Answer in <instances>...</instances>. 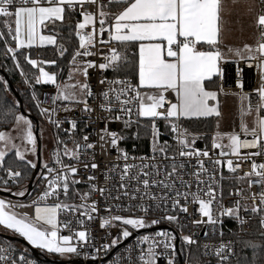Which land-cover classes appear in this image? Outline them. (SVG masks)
<instances>
[{
    "label": "snow or ice",
    "instance_id": "snow-or-ice-1",
    "mask_svg": "<svg viewBox=\"0 0 264 264\" xmlns=\"http://www.w3.org/2000/svg\"><path fill=\"white\" fill-rule=\"evenodd\" d=\"M98 0H0V17L5 18V23L8 25L6 33H0V36L10 38V42L14 46L6 48V54H10V58L15 61V68L20 70L21 76H26L21 64L23 60L34 69H38V74L34 76L36 85H54L57 89V100H63L70 103L83 104L85 112H91L92 109L88 105L87 99L84 97L92 96L93 93L87 82L84 83H67L62 84L57 82L56 74H50L41 66L44 63L54 65L52 61H38L31 57L30 52L18 50H31L37 46L56 45L57 41L53 35H42L41 29L47 28L50 22L53 26L57 21L63 22L67 10L75 11L77 6L80 7V15L83 16V22L78 23L77 28L80 30L88 26H92L90 34H82L77 32L79 36V49L83 51H75L71 57V69L68 73V79H73V73H79L88 77V69L99 67L102 70H107L110 67L113 71H117L121 67L120 61L126 64V58H123L116 51H113L110 56H105L107 63H101L98 66L91 61H78L79 57H89L96 54L92 49L96 44L97 34L103 36L105 31H109L111 41H116L121 44L138 46V83L133 84L129 80L113 79L111 81L102 79L101 84L108 85V89L101 93L102 102L101 108L108 112H120L124 116L131 117L135 112L136 116L145 118L150 127L152 134V152L150 158L140 157V165L135 163L129 164V154L118 147L119 141L124 139L116 132H108L103 129L104 135L100 136L102 141L110 143L117 149V161L123 160L122 170L119 173L118 192L129 200H139L140 203L133 205L128 204L122 206L120 204L112 205L106 208L109 216L103 219L100 227H117L115 222H119V234L111 241V245H118L122 240L132 236V230L151 228L161 221L158 219L148 220L147 216L151 211L167 209L168 212L175 213L177 211L187 213L188 208L181 205V199L187 201L188 192L181 191L180 188L190 189L191 184L183 179L182 170L184 164H177L175 156H169L167 152V142L164 145L158 143L161 135L156 127L155 120L162 118L165 121H171V132L177 134V144L179 145L178 155L180 157H208L207 150L199 151L190 147L195 143V140L187 138V131L181 129L179 121L181 118H207L215 115H221L218 110V93L216 91L206 90L205 81L213 82V77H218L221 80L224 77L222 63L229 62V57H235L233 62L238 63L243 60L251 66L252 62L256 63L257 70L261 76L262 83L257 89V110L264 109V42H260L256 48L245 46L243 49L229 48L227 53L222 52L219 48V21L221 19V0H104L98 5V17L92 12L84 11V5H97ZM111 6V7H110ZM9 18L14 19V27L8 23ZM98 19L99 29L97 33L96 21ZM107 25V27H106ZM258 25L264 29V15L258 17ZM182 38V39H181ZM5 44L9 43L5 39ZM101 44L107 43L101 39ZM166 42V43H165ZM207 45L206 50H201ZM67 51L66 48H60L61 56ZM171 58V59H169ZM238 72L242 69H237ZM27 82V80H26ZM118 85L119 88L114 87ZM243 89V85H238ZM141 89H144L143 93ZM223 89L221 88V91ZM175 93V103H169V107L164 112L159 109L165 103L164 93ZM242 102L248 103V111H251V97L243 91L239 94ZM34 100H37V107H40L38 98L33 93ZM147 101V102H146ZM209 101H217L216 105H210ZM41 115L50 116L48 109H43ZM115 120L121 119L120 116H115ZM16 123L23 124L26 127L27 144L31 145V151L36 150V139L32 133V122L26 119L24 115L15 117ZM59 128V121H51ZM139 123V120L137 121ZM131 119L125 120V127H130ZM76 122H71V128L75 130ZM67 131V130H65ZM241 131L245 138L242 140L241 135L232 132L222 134L217 132L213 139V148L221 149V156L235 155L241 156V148H257L259 151L247 153L250 156H258L264 154V120L257 117L255 126L249 128L247 124L241 123ZM138 136V133H137ZM248 137H251L250 139ZM107 138V140H106ZM11 136L0 132V141H3L6 146L11 145ZM227 140V144L223 141ZM83 140L88 142V136H84ZM60 143H63L62 141ZM77 143V149L79 143ZM94 145L87 143V148L92 149ZM229 149L225 152L224 149ZM162 153V159L172 160V164L165 166L163 177L160 175V166L155 164L144 163L145 159L155 160L156 153ZM6 151L0 150V168L4 167ZM63 155L70 159H78V151L70 150L66 146L63 149ZM15 156L20 161H24L29 167L35 168L36 164L32 161H26L25 155L18 149ZM135 161L136 157H131ZM219 165V159L213 161ZM55 164L60 167L49 166L44 164L47 175L41 177L46 182V189L43 195L29 203L17 201L13 203L11 200L0 199V226L14 236L22 238L32 248L40 250L46 255H57L66 257L69 254L81 255L80 249L90 243L89 233L87 230H77L72 235L61 234V221L58 220V212L63 209L67 212L83 211L80 215L87 216L91 221L94 217L92 213L98 212L97 205L92 203L86 205H70L57 203L53 207L45 205L43 208L39 205L46 201L47 198L55 196L59 198L61 192L66 197L69 192V175L76 174V167L65 165L61 159L59 151L55 154ZM88 167V165H86ZM92 169H96L98 165L92 163ZM227 167L230 172H234L233 161L227 160ZM115 168H120L117 163ZM199 168L203 169V161H200ZM113 169V170H114ZM154 169L155 171H148ZM260 169L262 171H257ZM6 174L13 183H17L22 177L20 171H13L11 168L6 169ZM259 177L264 182V164H252V172L248 176ZM198 183L199 173H195ZM155 176L156 179H152ZM109 177L106 175L105 179ZM94 176H89L88 180H94ZM4 185H7L8 180H3ZM71 183H80L77 180H72ZM177 184L180 187H177ZM251 184V181H250ZM132 187V194L128 189ZM153 188H160L164 195H156L151 192ZM4 191L11 192L10 188L5 187ZM90 191H99L101 195L105 191L110 190L104 188H93ZM139 194V195H136ZM14 197H26L29 195L27 189L11 192ZM205 195L207 200L202 199L200 195L194 194L192 201L198 203L199 213L201 217L207 218L196 219L193 223L199 225L207 223L215 225L222 223L220 217L227 215L229 218L240 220V204L237 202L236 208H224L220 206L219 216H214L213 204L216 202V192L211 184L208 185ZM88 194H85L81 199H87ZM114 201H119L121 195L111 196ZM151 201L152 203H146ZM171 201V206L168 205ZM264 203V196L261 198ZM34 207L35 216L20 215L14 209ZM113 208L116 212L127 211L131 213L129 216L112 215ZM142 213L141 216H136L135 212ZM245 211L248 209L245 208ZM254 213L264 211L258 207L251 209ZM170 223H178V216L175 214H165L162 217ZM264 224V220L261 221ZM71 221H64L62 227L70 229ZM80 227L83 228V221H80ZM176 239L175 235L169 232H156L153 236L141 235L136 241L134 248L138 249L136 257L131 255L134 250L132 247L126 246V250L130 253L127 259V264H158L161 258L166 260V264H174V256L176 252L175 245L172 243ZM183 240L191 245L195 243L191 237H183ZM146 246V247H145ZM101 248L108 250L109 244H102ZM16 249H0V264H30L29 257L26 255L27 249H24V254L19 255L18 259L13 253ZM97 252L100 248L96 249ZM224 251V246L217 251L219 256ZM170 253V255H166ZM227 257H221L222 262Z\"/></svg>",
    "mask_w": 264,
    "mask_h": 264
},
{
    "label": "built area",
    "instance_id": "built-area-1",
    "mask_svg": "<svg viewBox=\"0 0 264 264\" xmlns=\"http://www.w3.org/2000/svg\"><path fill=\"white\" fill-rule=\"evenodd\" d=\"M101 0H98L97 5L86 4L83 10L92 12L98 16V5ZM106 3L107 0H104ZM81 9L79 10L80 13ZM97 33L99 29V23L96 21ZM77 32L82 34H90L92 32V26H88L83 30L77 28ZM264 36V29H259V39ZM79 38V36L77 35ZM103 39L108 41L107 43L101 44L99 41ZM260 41V40H259ZM256 48V47H255ZM116 50V45L109 38V31H105L103 36L97 34L95 47L92 49L96 54L89 57H79L78 61L88 62L96 64L97 66L101 63H107L104 59L105 56H110L113 51ZM79 51H83L79 49ZM235 61V60H234ZM222 68L224 70V77L220 79V93L227 96H239L243 91L244 93L253 96L257 101V89L262 83L261 76L257 70L256 63L252 62L251 66L245 63L243 60L236 62L222 63ZM242 69L238 72L237 69ZM85 79V77H84ZM102 79L111 81L113 79H124L129 80L133 84L137 82L132 78H113L109 75V69L102 70L99 67L89 68L88 77L85 80L89 84V87L93 93L92 96H87L88 105L92 109L91 112H85L83 110V104H66L56 106V95L57 91L54 88L44 89L41 98V106L43 109H48L52 116V121H59V128L54 124L56 132L54 134L53 144L49 150V155L47 158V164L49 166L60 167V165L55 164V154L57 151L61 154V159L65 165H72L76 167L77 171L74 176L69 175V192L65 197L61 192L59 198L52 196L47 198L46 201L42 202L39 206L53 207L57 203L70 204V205H86L90 206L95 203L98 208V212L92 213L93 219L89 221L87 216L80 215L83 211L81 208L79 211L67 212L63 209L58 212V220L61 221V234L62 235H72L77 230H87L89 233L90 243L87 246H83L80 249L81 255L77 256L74 254H69L68 259L60 258L57 255H45L43 252L38 250L44 257L52 260H64L68 264H127V259L129 252L126 250V246L132 247L134 250L131 252L133 257H136L138 249L134 248L136 241L141 235L153 236L156 232L165 231L175 235L176 239L172 242L175 245L176 252L174 256V264H203L212 263L220 264L222 263L221 257H227L226 260L236 259L238 256V245L235 239V235H246L250 234L255 229H260L264 231V224L261 223L264 220V211L260 213H254L251 211L253 207H258L264 210V203L261 202L262 196H264V182L260 180L259 177L253 174L248 176L247 174L252 172V164H264V154L258 156H250L247 153L257 152V148H241V156L237 157L235 155L221 156V149L213 148L214 134H199L193 133L184 126L182 120L179 121L181 129L187 131V138L189 140L194 139L195 143L190 145V147L195 148L199 151L207 150L209 152L208 157H180L178 155L179 145L177 144V134L171 132V121H165L162 118L155 120L156 127L159 129L161 135L159 137L158 143L164 145L167 142V152L169 156L176 157V163L184 164V169L182 170L183 179L191 184L190 189L180 188V190L188 192V199L185 201L181 199V205H185L188 208L187 213L183 212H168L167 209L164 210H153L147 216L148 220L158 219L161 222L154 225L151 228H146L139 230H132V236L128 239L122 240L118 245H111V241L119 234V222H115L117 227H105L101 228L100 225L103 219L109 216L106 208L112 205L120 204L126 206L128 204L136 205L140 203L139 200H129L128 197L123 196L118 192L119 183V173L122 170L123 160L117 161V149L112 146L110 140L108 142L102 141L100 139L101 135H104L103 129H107L108 132H116L120 136L124 137L119 141L118 147L123 149L129 154L130 159L127 163L136 165L141 164L140 157L150 158L153 155L152 149L147 151H142L138 144L130 141L128 136V131L135 129L143 119L137 117L135 112L129 118L124 116L123 113L113 112L108 113L101 108L102 97L101 93L108 89V85L101 84ZM242 84L243 89L238 85ZM119 88L118 85L114 86ZM221 88L223 89L221 91ZM175 103L176 99L173 92L169 91L165 93V103L162 108L159 109L160 112H164L166 108L169 107V103ZM115 116H120L121 119L115 120ZM131 119L132 124L130 127H125V120ZM139 120V123L137 121ZM76 122V129L71 128V122ZM67 130V131H65ZM241 135V139L245 138L244 133L240 130L236 132ZM84 136H88V142L83 140ZM249 139L251 137H248ZM107 140V138H106ZM63 143H60V142ZM79 143V148L77 149V143ZM87 143H92L94 147L92 149L87 148ZM152 143V142H151ZM70 150L78 151V159H70L68 156L63 155L64 147ZM225 152L229 149L225 148ZM162 153H156V159L150 160L145 159L144 163L155 164L160 166V175L163 177L165 166L172 164L170 159H162ZM131 157H136L137 159L133 161ZM219 159L221 164L216 165L213 161ZM231 159L233 161L234 172H230L227 167V160ZM200 161H203L204 168H199ZM96 163L98 167L92 169L90 165ZM119 163L120 168H115L114 166ZM88 165V167H86ZM114 169V170H113ZM148 171H155L154 169H147ZM257 171H262L257 169ZM195 173H199V181L203 183H198L197 176ZM43 175H47L46 169L42 168L34 182V187L32 192L29 194L28 198L25 200L23 197H14L11 192H16L18 190L27 189V185L20 186L17 183H13L11 179L7 176L5 179L8 180L7 185L4 187L10 188L11 192H7L5 195L0 194V199L11 200L13 203L21 201L24 203H29L36 200L38 197L43 195L47 185L44 180L41 179ZM109 178L106 180L105 176ZM89 176H94L95 179L92 181L88 180ZM20 179V178H19ZM152 179H156L155 176ZM72 180H77L80 183H71ZM251 181V184H250ZM211 184L213 190L216 192V202L213 204L214 216H219L220 206L224 208H236L237 202L240 204V220L229 218L227 215L220 217L222 223H217L215 225L202 223H193L196 219H203L206 221L207 218L201 217L199 213L198 203L192 201L194 194H199L202 199L207 200L208 197L205 195L208 185ZM93 186L96 188H104L109 191H105L103 195L99 191H90ZM177 187H180L177 184ZM129 193L132 194V187L128 189ZM151 192L156 195H164L160 188H153ZM85 194H88L87 199H81ZM121 195L119 201H114L111 196ZM139 195V194H136ZM146 203H152L151 201H145ZM171 206V201L167 202ZM248 210L245 211L244 209ZM20 215H28L30 217L35 216L34 207L17 208L14 209ZM136 216L143 215L142 213L135 211ZM175 214L178 216V223H170L163 220L162 217L165 214ZM112 215H123L129 216L131 213L127 211L116 212L113 208ZM71 221L70 229H64L62 223L64 221ZM80 221H83V228L80 227ZM14 236L10 232H6L2 226H0V249H16L13 253L18 259L19 255L24 254L23 250L27 249L26 255L29 257L30 264H54L47 263L43 259H37L31 252L32 246H25L18 242H11L4 238ZM191 237L195 243L189 245L184 240L183 237ZM102 244H109L110 248L105 250L101 248ZM224 246V251L217 255V251ZM31 247V248H30ZM146 247V246H145ZM100 248L97 252L96 249ZM0 254H6L0 252ZM170 255V253L166 254ZM158 264H166V260L161 258Z\"/></svg>",
    "mask_w": 264,
    "mask_h": 264
},
{
    "label": "trees",
    "instance_id": "trees-1",
    "mask_svg": "<svg viewBox=\"0 0 264 264\" xmlns=\"http://www.w3.org/2000/svg\"><path fill=\"white\" fill-rule=\"evenodd\" d=\"M80 19L78 8L75 11L67 10L63 22L56 23L55 26L49 24L48 27L45 28V32L56 35L57 45L55 47L33 48L31 50L25 49L18 51L30 52L31 57L38 61L55 60L56 63L54 65L44 63L41 66L52 73H56L58 82L64 81L71 69L72 54L79 49V39L76 36V28ZM8 23L13 26V18H9ZM7 27L8 25L5 23V18L0 17V33H6ZM5 39L9 40L8 44H5ZM9 46H14V44L10 42V38L0 36V132L9 131L15 126V117L23 114L20 108L21 103L25 116L37 119L40 124L46 117L45 115H41V107H37V100L32 98L33 93H35L40 103L42 86L34 83V76L38 74V69L32 68L21 57V64L26 73V76H21L20 70L15 68V61L10 58V54H6V48ZM61 47L67 49L63 56L60 54ZM207 48L208 47H205V49ZM115 51L123 58H126L127 63L124 64L123 60L120 61L121 67L117 71H113L110 67L109 74L114 78H132L137 81V46L134 44H118ZM209 85L210 83L206 84L207 87ZM11 86L15 90H12ZM211 86L212 90H217L219 86L218 80H214ZM51 87L52 86L49 85H43V88ZM251 98L253 99V103H255L254 97ZM57 104H59V102ZM219 120V117L191 119L185 120L184 124L188 129L194 132L210 133L214 131ZM32 123L35 129L34 121H32ZM141 123L144 125L142 126L139 124V127L131 129L128 132L129 138L127 139L138 144L142 152L147 151L150 147L149 139L151 137V131L148 121H142ZM8 168L21 172L22 177L19 181V185H27L31 181L35 169L29 167L24 161L15 158L13 152L6 155L4 167L0 168V188L3 186L1 178L3 179L6 177V169ZM235 239L238 244V257L234 260L225 261L222 264H264V232L260 229H255L248 235H235ZM203 264L209 263L205 262Z\"/></svg>",
    "mask_w": 264,
    "mask_h": 264
},
{
    "label": "crops",
    "instance_id": "crops-1",
    "mask_svg": "<svg viewBox=\"0 0 264 264\" xmlns=\"http://www.w3.org/2000/svg\"><path fill=\"white\" fill-rule=\"evenodd\" d=\"M260 15H264V0H221V13H220L221 19L219 21L220 33H219V45H218L220 50L222 52L227 53L229 48L243 49L246 45L254 48L256 45H258V40H259L258 30L261 28L258 25V17ZM81 22H83V16L81 17L79 23H81ZM46 23H48V25L51 24L50 22H46ZM56 23H60V21H57ZM13 24H14V19H13ZM106 27H107V25H106ZM41 34L42 35H53L57 41L56 35L53 33H50V32L49 33L45 32V28L41 29ZM114 42L117 45L121 44V43L116 42V41H114ZM262 42H264V37L262 39ZM56 45H47L46 44L44 46L34 47V49L55 47ZM205 47H208V46L204 45V48L201 50H206ZM137 49H138V46H137ZM169 59H171V58H169ZM233 59H236V58L235 57H229V60H233ZM67 77H68V75H67ZM82 79L84 82L83 77H82ZM214 80H218V84H219V78L218 77H213V81ZM137 81H138V79H137ZM58 83H61V82H58ZM207 83H210V85L208 87L206 86ZM212 83L213 82L205 81V87H206V90L216 91L218 93L217 101H218V110L220 111V113H221L220 105L222 103H224L225 100L228 102L229 105H231L232 108L235 107L236 106V103H235L236 97L222 96L219 93V86H218L217 90H212V86H211ZM144 91H146V90L141 89L142 93ZM173 94L175 96L174 92H173ZM164 95H165V93H164ZM217 101H209V103H210V105H216ZM248 114H250V112H248ZM258 116L260 119L264 120V109H261V112L259 113V110H257L256 104L253 103V99L251 98V119H252V121H254V126H255V123H256ZM211 117H216V116L213 115ZM211 117H207V118H211ZM181 119H183L184 121L185 120H191V119H185V118H181ZM192 119H197V118H192ZM199 119H206V118L202 117ZM254 126H251V128ZM240 127L241 126H239V128ZM239 128H238V130H239ZM238 130H236V131H238ZM236 131H233V132H236ZM209 134H214V132H212V133L210 132ZM227 134H229V133H227Z\"/></svg>",
    "mask_w": 264,
    "mask_h": 264
},
{
    "label": "rangeland",
    "instance_id": "rangeland-1",
    "mask_svg": "<svg viewBox=\"0 0 264 264\" xmlns=\"http://www.w3.org/2000/svg\"><path fill=\"white\" fill-rule=\"evenodd\" d=\"M45 71H48L50 74H56V73L50 72L47 69H45ZM82 77L83 76L81 74L74 72L73 73V79L71 81H69V79L67 77V79L64 80V81H61V83L62 84H67V83H73L74 84V83L79 82V83L82 84V83H84ZM40 85L42 86L41 91H43V89H45V88H43V84H40ZM49 86H52V85H49ZM231 97H236L235 98L236 106L232 108L231 105H229L226 100L224 101V103H222L220 105V110H221V115L219 116L220 120L217 123V125H216V127H215V129L213 131L215 136H216L217 132H220L222 134H227V133H231L233 131L238 130V128H239V126H241L242 122L247 124V126L249 128H251V126H254V121H252V119H251V111H250V114H248V112H249L248 111V103L247 102H242L239 99L238 96H231ZM84 99H86V97H84ZM58 102L60 104H69L70 103V102H66V101H63V100H58ZM25 118L29 119L31 122L33 121L27 116H25ZM141 118L143 119V121H147L145 118H143V117H141ZM34 124H35V122H34ZM140 124L142 126L144 125L142 123H140ZM137 127H139V125H137ZM54 130H55V127L50 122V117L46 116L43 119V122H41L40 130H39V138H40V140L42 142V153H41V156H42V166L43 167H44L45 163L47 164L48 147H49V143L53 140ZM150 131H151V127H150ZM3 133L8 134V135L11 136L12 139H11L10 144L11 145H15V147L13 148L10 145L6 146L3 141H0V150L6 151V153L8 155V154H10L12 152L15 154L16 150L18 149L22 154L25 155V160L26 161H32V162H34L36 164V162H37L36 159H37L38 141H37V136H36V132H35L33 123H32V133H33V136L36 139V150H35V152L31 151V145H28L26 139H24V136L26 135V127H25V125H23V124H19L18 125L16 123L15 126L11 130L3 132ZM135 137H136V135H135ZM151 142H152V134H151V137L149 139V146L150 147H149L148 150L152 149V143ZM139 143H140V141H139ZM223 143L227 144L228 142L225 139L223 141ZM15 158L19 159L16 156H15ZM5 178H3V180ZM20 186H22V185H20ZM4 188L5 187H4V184H3V186L0 188V192L7 193L6 191L3 190ZM60 258L68 259V256L60 257Z\"/></svg>",
    "mask_w": 264,
    "mask_h": 264
},
{
    "label": "water",
    "instance_id": "water-1",
    "mask_svg": "<svg viewBox=\"0 0 264 264\" xmlns=\"http://www.w3.org/2000/svg\"><path fill=\"white\" fill-rule=\"evenodd\" d=\"M11 89L12 90H15L12 86H11ZM20 108H21V112L24 114L25 112H24L22 103L20 104ZM29 118H30V116H29ZM32 119L35 121V124H36V136H37V141H38V148H37V165H36V168L34 170L32 180L29 183V191H28V193H30L31 190H32V188H33V182H34V180H35V178H36V176H37V174H38V172H39V170L41 168V162H42V157H41V153H42V142H41V140L39 138L40 125H39V121L37 119H35V118H32ZM27 197H28V195L25 198H27ZM4 238L7 239V240H9V241L20 242V243L28 246V244L24 240L17 239V238H11V237H7V236L6 237L4 236ZM32 253L35 255V257L41 259L42 256H41V254L37 250L32 249ZM44 260L46 262H52V263H55V264H67V262L60 261V260L52 261V260L47 259V258H45Z\"/></svg>",
    "mask_w": 264,
    "mask_h": 264
},
{
    "label": "bare ground",
    "instance_id": "bare-ground-1",
    "mask_svg": "<svg viewBox=\"0 0 264 264\" xmlns=\"http://www.w3.org/2000/svg\"><path fill=\"white\" fill-rule=\"evenodd\" d=\"M77 8H78V14H79V10H80V7L79 6H77ZM79 16L80 17H82V15H80L79 14ZM98 17V16H97ZM97 22H98V19H97ZM99 23V22H98ZM76 31H77V28H76ZM76 36H77V34H76ZM263 37L264 36H262L259 40H258V44L260 43V42H262V39H263ZM78 38V37H77ZM258 38H259V30H258ZM79 39V38H78ZM114 42V41H113ZM114 44L116 45V43L114 42ZM258 45H256L255 47H257ZM116 47H117V45H116ZM254 47V48H255ZM79 50V49H78ZM234 60H236V59H233V60H229V62H231V61H234ZM110 75V74H109ZM111 76V75H110ZM112 77V76H111ZM83 78H84V76H83ZM114 78V77H113ZM134 80V79H133ZM84 82H85V79H84ZM137 83H138V81H136ZM51 88H54V89H56L54 86H52ZM45 89H48V88H45ZM44 90V89H43ZM56 91H57V89H56ZM42 93H43V91H42ZM219 93H220V78H219ZM221 94V93H220ZM222 96H227V95H223V94H221ZM165 96V95H164ZM239 97V96H238ZM250 97H253V96H250ZM41 98H42V96H41ZM87 98V97H86ZM240 98V97H239ZM255 99V98H254ZM58 103V100H57V102H56V106H59V105H66V104H57ZM69 104H72V103H69ZM255 104L257 105V101L255 100ZM40 105H41V100H40ZM41 108H42V106H40ZM43 109V108H42ZM261 112V109L259 110V113ZM22 115H24V114H22ZM27 117H29V116H27ZM50 117V122L52 121V116L50 115L49 116ZM30 119L31 120H33L32 119V117H30ZM182 120V122H183V124H184V120L183 119H181ZM34 121V120H33ZM35 122V121H34ZM52 123V122H51ZM53 124V123H52ZM39 125H40V123H39ZM54 125V124H53ZM184 126H185V124H184ZM55 127V126H54ZM186 127V126H185ZM187 128V127H186ZM187 130H190V129H188L187 128ZM241 130V127L239 128V130L238 131H240ZM191 132H193V133H199V132H194V131H192V130H190ZM238 131H236V132H238ZM35 132H36V124H35ZM55 132H56V128H55V130H54V134H55ZM53 134V135H54ZM199 134H209V133H199ZM215 135V134H214ZM53 139H54V137H53ZM53 142V140L49 143V147H48V152H47V158H48V155H49V150H50V148L52 147V143ZM42 157V156H41ZM37 160V159H36ZM36 165H37V162H36ZM36 168V167H35ZM42 168H44L43 166H42V162H41V168H40V170L42 169ZM35 170V169H34ZM39 170V171H40ZM39 173V172H38ZM38 175V174H37ZM33 177V176H32ZM37 177V176H36ZM21 179V178H20ZM20 179H18V183H19V181H20ZM1 180H3L2 178H1ZM32 180V179H31ZM35 180H36V178H35ZM35 180H34V182H35ZM34 182H33V187H34ZM30 183V182H29ZM29 183L27 184V187H28V191H29ZM4 184V183H3ZM19 185V184H18ZM23 186V185H22ZM32 190H33V188H32ZM32 190H31V192H32ZM30 192V193H31ZM29 193V194H30ZM0 194L1 195H5V194H7V193H4V192H0ZM29 196V195H28ZM25 200L28 198H25V197H23ZM253 232V231H252ZM251 232V233H252ZM262 232H264V231H262ZM246 235H248V234H246ZM240 236H244V235H240ZM12 238V237H11ZM17 239H21V240H23L22 238H17ZM11 242H16V241H11ZM26 242V241H25ZM18 243H20V242H18ZM27 243V242H26ZM22 244V243H21ZM28 244V243H27ZM24 245V244H23ZM238 245V244H237ZM25 246H27V245H25ZM28 246H30L29 244H28ZM31 248V247H30ZM32 249H34V248H31V252H32ZM35 250H37V249H35ZM38 251V250H37ZM39 252V251H38ZM40 253V252H39ZM238 253H239V251H238ZM33 254V253H32ZM41 254V253H40ZM34 255V254H33ZM35 256V255H34ZM41 256H43L42 254H41ZM238 257V256H237ZM37 258V257H36ZM45 258H47V257H41V259H45ZM37 259H39V258H37ZM47 259H49V258H47ZM50 260H52V259H50ZM60 261H64V260H61V259H59ZM234 260V259H233ZM45 261V260H44ZM52 261H55V260H52ZM227 261H229V260H227ZM46 262V261H45ZM64 262H67V261H64ZM223 262H225V261H223ZM222 262V263H223ZM47 263H52V262H47ZM222 263H220V264H222ZM55 264V263H54ZM68 264V263H67ZM74 264V263H73Z\"/></svg>",
    "mask_w": 264,
    "mask_h": 264
}]
</instances>
